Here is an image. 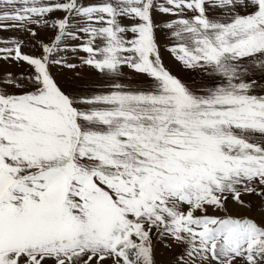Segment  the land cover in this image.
I'll return each mask as SVG.
<instances>
[{"label": "snow or ice", "instance_id": "snow-or-ice-1", "mask_svg": "<svg viewBox=\"0 0 264 264\" xmlns=\"http://www.w3.org/2000/svg\"><path fill=\"white\" fill-rule=\"evenodd\" d=\"M0 264H264V0H0Z\"/></svg>", "mask_w": 264, "mask_h": 264}, {"label": "rangeland", "instance_id": "rangeland-1", "mask_svg": "<svg viewBox=\"0 0 264 264\" xmlns=\"http://www.w3.org/2000/svg\"><path fill=\"white\" fill-rule=\"evenodd\" d=\"M5 35H6V33H5ZM165 62L166 63H168L171 67H173L174 69L176 68V65H175V63L172 61V60H170L167 56H165ZM167 257L165 256V259H166Z\"/></svg>", "mask_w": 264, "mask_h": 264}]
</instances>
